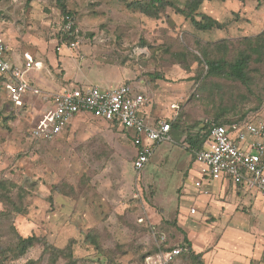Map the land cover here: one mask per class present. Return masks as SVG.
<instances>
[{"label": "rangeland", "instance_id": "374dc122", "mask_svg": "<svg viewBox=\"0 0 264 264\" xmlns=\"http://www.w3.org/2000/svg\"><path fill=\"white\" fill-rule=\"evenodd\" d=\"M131 1L68 0L79 32L76 47L60 42L65 13L59 0L1 3L0 37L13 58L24 60L29 52L42 62L44 68L28 71L39 86L114 88L129 82L147 95L152 121L172 118L180 125L172 131L173 141L155 145L138 173L132 131L86 118L75 119L55 139H34L29 131L44 105L30 98L17 107L0 84V182L9 189L0 185V193L11 195V201L0 200L4 264H50L42 244L14 258L18 234L71 249L75 260L61 255L54 264H146L161 236L185 247L187 235L195 244L202 241V201L194 203L196 216L189 211L195 207L189 191L194 193L193 181L201 174L192 164L186 131L217 115L234 118L260 106L264 58L251 61L243 83L229 75L202 77L206 66L196 55L202 57V47L229 58L247 49L242 39L264 31V0L204 1L200 11L224 23L210 30H197L172 7L149 16L129 8ZM222 39L233 42L227 51L210 44ZM13 202L21 213L13 211ZM88 234L97 242L86 239ZM171 264L198 263L186 250Z\"/></svg>", "mask_w": 264, "mask_h": 264}, {"label": "built area", "instance_id": "2783aa9c", "mask_svg": "<svg viewBox=\"0 0 264 264\" xmlns=\"http://www.w3.org/2000/svg\"><path fill=\"white\" fill-rule=\"evenodd\" d=\"M77 33L74 17L64 15L60 42L76 47L78 39L68 41L67 38ZM25 57V65L15 64L8 43L0 37V75L5 77L4 89L9 99L17 107L25 106L30 98L45 107L29 131L32 138L55 139L81 115L104 120L134 132L138 152L133 166L138 173L149 162L156 144L173 141L171 122L150 121L148 97L131 83L114 88L88 84L46 89L27 78L26 71L32 65L39 67V63L28 54ZM188 148L201 174L194 185L205 194L209 193L204 187L206 180L228 176L234 183L254 189L264 198V105L249 112L242 121L214 125L202 148ZM191 212L195 213L196 208H191ZM163 244H167L166 236H161L158 246L161 248ZM185 250L187 247L183 245L161 248L146 258V264H170Z\"/></svg>", "mask_w": 264, "mask_h": 264}, {"label": "crops", "instance_id": "0c3cea01", "mask_svg": "<svg viewBox=\"0 0 264 264\" xmlns=\"http://www.w3.org/2000/svg\"><path fill=\"white\" fill-rule=\"evenodd\" d=\"M26 54L39 63V67L32 65L29 69L33 67L44 68L42 62L37 60L38 58L34 59L29 52ZM25 55L24 60L19 57H12L13 62L17 65H25ZM29 69L26 71L27 78L39 86L28 76ZM86 118L92 117L81 115L76 119L84 120ZM149 120L152 121L150 113ZM109 124L126 132L130 131L119 125ZM69 128L70 126L61 135ZM132 136L134 138V132ZM135 148L138 152L136 143ZM192 164L196 165L194 157ZM199 178H195L193 185ZM204 187L209 190L208 194L196 188L195 185L194 193L189 191L193 205L195 206L194 203L201 200L204 206L203 213L199 214L200 221L203 222L201 225L204 224L203 226H205L203 227L202 241L195 244L193 238L188 235L185 236L191 244L192 251L201 255L204 264H264V198L256 190L247 189L243 184L234 183L228 176H223L217 180H207L206 183L204 182ZM224 187L226 191H224ZM191 208H189L190 214L196 216L199 213L198 209L195 206L196 212L192 213ZM208 218H211V222H208Z\"/></svg>", "mask_w": 264, "mask_h": 264}, {"label": "trees", "instance_id": "16d2710c", "mask_svg": "<svg viewBox=\"0 0 264 264\" xmlns=\"http://www.w3.org/2000/svg\"><path fill=\"white\" fill-rule=\"evenodd\" d=\"M2 1L3 0H0V6ZM67 1L68 0H59V3L65 15L67 14L72 15L71 12L67 11L66 9ZM180 1L181 0H133L129 3L128 6L133 10H139L149 16L159 15V13L164 9H166L167 7H172L173 9L176 10L177 13L184 15L187 19H190L191 23L197 30H210L213 28H222L224 26V23H222L221 21L200 11L201 5L206 0H183L182 5L180 4ZM78 34L79 32L75 36L71 38H67V40L70 41L77 39ZM242 40L246 44L247 49L240 50L239 53L232 58H229L228 54H224V53H222L221 56H217L213 53L212 50H210V48L202 47L200 49L202 57L196 55V59L199 61V63L206 66L207 73L205 75L202 73L201 74L202 77L206 75L208 76L229 75L230 77L236 80L246 83L249 78L248 70L251 61L254 60V58H258L260 60L264 58V31H262L261 33L255 36L244 37ZM232 43L233 42L231 40L222 39L221 41H216L213 43L211 42L210 44H213L217 50L221 49L223 51H227L229 44ZM4 80L5 77L0 75V84L2 85L3 88H4ZM10 102L14 104L11 100ZM263 105L264 102L260 106L251 108L234 118L222 117L221 115H217L213 119L205 121L202 126H197V124L192 125V127H190L188 131H186L187 132L186 140L189 146L202 148L205 144L206 139L209 137L211 128L214 125L242 121L249 112L259 110ZM168 120L171 122L173 128L180 127L179 122L176 119L171 118ZM0 185L3 190L8 189V187L5 185V182H0ZM0 194H1L0 196H2L0 197V200L11 201V195L9 193L5 192ZM13 205H14L13 211H16L17 213H21V211H23L21 209V206L18 207L17 205H15L14 202ZM86 239L90 240L92 243L97 242L93 234L92 235L88 234L86 236ZM184 242L188 247L187 249L190 251L191 258L198 264H204V262L201 259V255L195 254L194 251H192L191 244L188 241L187 237L184 238ZM38 244H42L44 246L45 252H50L51 254L50 264H54L61 255H65L75 260L73 258V254L70 248L67 249L56 248L44 238L36 235L25 237L18 234L16 239V245L14 248L11 249L12 251L11 253L14 258H19L24 256L30 248ZM173 246L174 245L163 244V247L161 248L171 249ZM161 248L158 246L152 253L146 255L145 259L150 255L158 253ZM0 253L4 254L2 258H6L8 256V252L6 250L1 251ZM34 263L35 261L30 260L27 263H23V264H34ZM0 264H4V260L0 259Z\"/></svg>", "mask_w": 264, "mask_h": 264}]
</instances>
